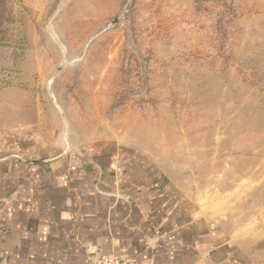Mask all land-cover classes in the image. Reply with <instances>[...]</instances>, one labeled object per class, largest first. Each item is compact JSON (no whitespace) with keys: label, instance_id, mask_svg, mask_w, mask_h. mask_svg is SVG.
<instances>
[{"label":"rangeland","instance_id":"rangeland-1","mask_svg":"<svg viewBox=\"0 0 264 264\" xmlns=\"http://www.w3.org/2000/svg\"><path fill=\"white\" fill-rule=\"evenodd\" d=\"M16 132L176 183L263 264L264 0H0V139Z\"/></svg>","mask_w":264,"mask_h":264},{"label":"crops","instance_id":"crops-1","mask_svg":"<svg viewBox=\"0 0 264 264\" xmlns=\"http://www.w3.org/2000/svg\"><path fill=\"white\" fill-rule=\"evenodd\" d=\"M28 140L0 139V264H259L243 228L228 231L176 183L118 181L113 163L89 169L80 152L46 157Z\"/></svg>","mask_w":264,"mask_h":264},{"label":"built area","instance_id":"built-area-1","mask_svg":"<svg viewBox=\"0 0 264 264\" xmlns=\"http://www.w3.org/2000/svg\"><path fill=\"white\" fill-rule=\"evenodd\" d=\"M93 264H135L133 259L129 258H101Z\"/></svg>","mask_w":264,"mask_h":264}]
</instances>
